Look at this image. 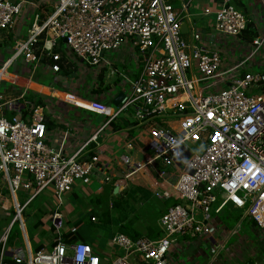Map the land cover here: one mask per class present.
<instances>
[{
	"label": "built area",
	"instance_id": "obj_1",
	"mask_svg": "<svg viewBox=\"0 0 264 264\" xmlns=\"http://www.w3.org/2000/svg\"><path fill=\"white\" fill-rule=\"evenodd\" d=\"M215 1L218 7L207 36L191 29L190 37H184L181 25L189 20L188 7L177 8L173 0H56L51 11L35 14L24 36L13 40L10 55L0 63V86L4 82L12 88L11 93L0 91V204L8 201L4 192L9 193L14 212L0 233V264H175L179 255L185 257L191 247L205 242L210 257L202 264H216L229 251V238L238 233L243 219L254 222L256 235H264L258 231L264 229V69L229 75L259 53L264 29L243 60L222 68L215 36L238 37L249 19L237 8V0ZM24 2L0 0V31L15 28ZM39 40L42 52L54 62L62 57L61 50L54 51L61 41L73 58L89 67L107 63L105 53L123 44L139 61V74L128 81L127 93L114 107L94 96L63 92L65 103L104 118L97 133L71 154L63 147L66 132L59 147L49 145L43 106L25 99L26 83L20 84L22 78L9 70L17 60L34 66L38 60L32 46ZM48 67L59 71L56 63ZM200 84L211 87L201 91ZM7 112L14 114L8 117ZM120 115H130L143 128L152 150L140 163L119 155L126 168L123 179L127 182L148 169L156 176L152 195L163 200L176 196L182 203L166 208L156 237L132 239L117 231L107 251L98 254L89 242L63 241L74 227L64 226L58 208L77 181L87 187L96 172L102 185L118 188L99 156H89L86 147ZM17 192L28 197L19 203ZM41 194L56 205L51 226L45 227L53 243L32 252L22 214ZM227 206L241 211L229 234L217 217ZM14 222H19L22 236L10 244ZM242 240L235 242L231 257L239 264H260L252 251L243 250Z\"/></svg>",
	"mask_w": 264,
	"mask_h": 264
},
{
	"label": "crops",
	"instance_id": "obj_2",
	"mask_svg": "<svg viewBox=\"0 0 264 264\" xmlns=\"http://www.w3.org/2000/svg\"><path fill=\"white\" fill-rule=\"evenodd\" d=\"M55 1L56 0H25L22 4L21 13L17 19L16 26L11 30L13 33L12 40L23 37L33 16L35 14L44 16L47 12L51 11ZM173 1L177 8L183 4H187L188 7L189 20L185 21L186 30L182 32L185 38L190 37L191 29L198 30L205 36L211 32L214 11L218 7L215 0H198L196 4H192V0ZM235 4L246 18L253 22L252 27L257 32L258 36L264 29V0H237ZM205 9H209V13L205 14ZM197 22L199 23L197 24L198 26L196 25ZM214 41L220 50L222 68L225 69H230L236 62L243 60L250 52L252 43V41L248 42L244 39L242 35L238 37L216 35ZM59 45V50H61L64 57L74 62L76 70H74L73 73H53L48 65L37 62L34 66H31V64H27L22 60H17L12 69L13 73H16L19 78L26 80L28 88L27 94L33 95L35 99H42L44 113H48V115L45 116L49 122L47 125L49 145L59 147L61 135L66 132L68 137L63 147L66 153L71 154L81 147L89 137L97 133L104 118L99 114L79 109L65 103L62 101L63 92L73 93L83 97L94 96L106 103H112L113 100L119 98L118 96L120 93L123 95L120 99L125 96L129 88L128 81L137 77L140 65L128 44H123L119 49L105 53V59L108 62L98 67H89L88 65L82 64L78 59L72 57L62 41ZM6 47L7 46H3L0 48V63L4 60L2 53H10V49L8 50ZM257 67L264 69V53L259 52L255 54L245 63L244 67L239 71H230L229 75L235 76ZM30 75L33 80L28 79ZM44 81L50 82V85L43 84ZM30 83L42 87L47 91L45 92L38 88H33ZM54 85L58 86L55 87ZM27 94H25V96H27ZM77 102L80 103L78 99ZM148 143L149 137L143 128L139 125H135L130 115H120L112 121L109 126L98 132L96 141H91L87 145L86 150L99 156L100 165L109 170L114 183L118 184L116 193L119 194L129 185H127L126 180L123 179L126 168L119 162V155L124 154L135 163L143 162L152 152H150L151 149ZM136 175H138L136 180H141L139 183L141 187L149 189L148 187L150 186L149 190H151V184L154 183V178L156 177L155 173L152 174L148 169H145ZM134 176L129 180H133ZM94 179L100 183V174L96 172L92 176L91 181ZM77 186L78 184L75 187ZM105 187L106 186H104V188ZM109 188H111V193L113 195V190L116 187L109 186ZM76 191H85L96 195V193L91 191L89 186L83 187V185H79ZM71 192L68 196H71ZM165 200L163 201L165 202ZM241 239L244 238L241 237ZM34 242L38 243V241ZM193 248V251L189 249L186 252V259L189 261V264H202L204 260L201 261L200 258L203 254H201L199 249ZM252 252L253 259L260 262L262 259V252L260 249L253 250ZM198 254H200V256H196ZM229 261V264H239V259H237V257H230Z\"/></svg>",
	"mask_w": 264,
	"mask_h": 264
},
{
	"label": "rangeland",
	"instance_id": "obj_3",
	"mask_svg": "<svg viewBox=\"0 0 264 264\" xmlns=\"http://www.w3.org/2000/svg\"><path fill=\"white\" fill-rule=\"evenodd\" d=\"M198 0H192V4H196ZM175 3V2H174ZM192 10V9H191ZM249 14V13H246ZM199 24L198 22L196 25ZM198 26V25H197ZM229 37V36H228ZM6 49H10V45L6 47ZM10 52V51H9ZM260 53H264V43L263 47L260 48ZM4 59L10 55V53L3 52L2 53ZM259 57V56H258ZM33 66V65H31ZM13 72V69H9ZM263 70V68L257 67L252 68L250 71H260ZM20 84L24 83L22 80H18ZM8 84V83H7ZM43 84L50 85V82L44 81ZM57 87L58 85H54ZM4 84L1 85L0 91H3ZM33 88H38L35 86H32ZM211 84H200L199 88L201 91L205 90L206 88H210ZM41 91H47L46 89L38 88ZM57 94V93H56ZM62 97H65L63 95ZM74 102H77V99H73ZM109 106L114 107L111 102L107 103ZM45 115L47 116L48 113L46 112ZM152 150H150L151 152ZM133 180L127 181V187L129 188L130 185L139 186L141 180L138 179V175H135L133 177ZM139 181V182H138ZM114 182V181H113ZM78 186L73 187V190L71 192V196L66 195L63 198V201L60 205V208L58 210L60 213L65 217V227H76L78 228L79 233L84 237V239L87 242L90 243H96V251L98 254H101L103 251H107L108 242L110 240V237L117 232V225L121 222L130 224L131 227L137 229L141 233H146L147 228H151V230H155L156 228H159V218L160 216L165 212H163L160 215V211L166 210V208L169 206L167 202H164L161 199H158L154 196L144 198L141 202L133 203L132 200H128L127 202H122L119 194H113L111 193V188L109 186H106L104 188V185L99 183L97 180H92L91 183L88 185L91 191L95 194H90L85 191H76L79 188V185H82L80 181H77ZM141 187V185L139 186ZM125 188V187H124ZM149 192L151 190L150 186L149 189L142 187ZM151 193V192H150ZM140 194V193H139ZM4 197L10 200L12 202V198L10 197L9 193L4 192ZM102 197L101 202L96 203V201H93V199H97L98 196ZM17 200L19 203H22L26 197H28L27 194L17 192ZM3 202L0 204V228L2 227V230L0 229V233L4 231L7 228V224L10 221L12 215L14 214L13 210L10 209V201L9 202ZM55 203H53L51 200H49L44 195L37 196L33 201L29 203V205L25 208L22 214V218L24 220V227L26 236L28 238V241L31 245V251L35 252L34 246L41 244L42 247H47L49 244L52 243V232H50L45 227L51 226L50 216L53 213V209L55 207ZM227 210H230L231 213L235 212V214L238 213V218L240 219L241 211H236L234 209H231L230 206L226 207ZM42 211V212H41ZM96 213V216H92L95 218L94 221L90 220L97 224L94 225L89 221V214L92 212ZM42 213L43 215H39ZM224 212L217 215L218 219L222 221L224 224L226 223L223 219ZM105 221V227H100L102 221ZM40 221L38 226L34 225V222ZM76 222V223H75ZM115 222H119L117 225ZM231 222V220H229ZM236 221L232 222L231 224H225L227 228V232L225 234H229L232 229L235 228ZM15 226H17L20 230V237L22 236V231L20 228L19 222H14ZM77 225V226H76ZM256 225L253 221L249 219H243L241 221L240 228L238 230V233L235 235H232L229 238L228 244L226 248L229 246V251L226 253H221V256L216 261V264H229V258L231 257V253L234 252V243L239 238H244L242 240V248L243 250H247V253L250 251H255L257 249H260L261 253V261L260 264H264V235L263 234H257L256 235ZM262 231L264 233V229H258V231ZM19 239L15 241V243L18 242ZM38 241V243L34 242ZM14 241H12L13 243ZM10 243V244H12ZM25 248V243H24ZM257 248V249H255ZM198 249L201 251V254L203 256L200 258L201 261L207 260L210 257V247L207 245V242L200 244ZM191 251L194 250V248H190ZM200 256V254L196 255ZM232 257L236 258L235 255H232ZM175 264H189V261L185 257L178 256V259L174 261ZM233 264V263H232Z\"/></svg>",
	"mask_w": 264,
	"mask_h": 264
},
{
	"label": "trees",
	"instance_id": "obj_4",
	"mask_svg": "<svg viewBox=\"0 0 264 264\" xmlns=\"http://www.w3.org/2000/svg\"><path fill=\"white\" fill-rule=\"evenodd\" d=\"M252 26H253V22L251 20H249L247 22L245 30L242 32L243 38L246 39L248 42H251L255 37H257V32L255 31V29ZM12 36H13V33L10 30L9 31H0V48L3 47V46L4 47L8 46V45L11 46L12 43H13ZM41 38H42V36H41ZM32 50H33V53L35 54L38 62H40L41 64H44V65H51L53 63L58 64V66H59L58 73L62 72L64 74H71V73H73L74 70H76L74 62L73 61H69L68 59H66L62 52H61L62 57L60 58V60L55 61V62L52 60V58L49 55H47L46 53L42 52V40L37 41L32 46ZM58 50L59 49H54V51H58ZM69 72H71V73H69ZM2 84H4V86H5L3 88V90H5V92H7V93H11L12 92V88H11L10 84L4 83V82ZM0 88H1V86H0ZM25 99L29 100V101L30 100H34L36 102V104H39V105L42 104V106H43L42 99L41 98H36L35 99L34 96L31 95V94H27V96H25ZM23 112L25 113V110ZM12 114H14V113L13 112H7L6 113V115L8 117L11 116ZM44 121H45V124L47 126L49 122L47 121L46 116H45V120ZM91 155H95V153L90 152L89 156H91ZM150 196H151V193L148 190H146V189H144L142 187H139V186H135V185L134 186L130 185L129 188L127 187L123 191L120 192V198H121L122 202H127L128 200H132L133 203H138V202H141L144 198H148ZM101 199H102V197L100 195V196L97 197V199H93V201H96V203H99V202H101ZM165 202H167L169 205H173V204H177V203H182V200H180V198H177L176 196H173V197H170V198L166 199ZM164 211H165V209L160 211V215ZM223 214H224L223 219H224V221L226 220L225 222L227 224H231L232 222L238 220V216H239L238 213L237 214H235V212L231 213L230 210H227L226 208H225ZM40 215H43V214L40 213L39 215H35V216H40ZM92 216H96V213L94 211L89 214V221L92 224L97 225V224L93 223L90 220V217H92ZM229 220H231V222H229ZM101 221H102V223H101L100 227H105V224H106L105 221H103V220H101ZM39 223H41V222L40 221H37V222L35 221L34 225L38 226ZM118 223L115 222L116 225ZM71 227H69V228H71ZM0 229L2 230V227ZM117 231L127 235L128 237H130L132 239H136V238L142 237V236H147L149 238H154V237H156L159 234L158 228H156V230H153V229L151 230V228L148 227L147 230H146V233L144 234V233L139 232L137 229L131 227L130 224L124 223V222H121V223H119L117 225ZM15 237H20V230H19V228L17 226L12 225V227L10 229V233H9V237H8V241L7 242L8 243H12V241H13V239ZM77 240L86 241L84 239V237L79 233L78 228H76L75 226H74V230L73 231H68V232L64 233V235H63V241H65L67 243H71V242H74V241H77ZM90 244H92L93 246L96 245L95 242L94 243H90ZM41 248H42L41 244H38V245L34 246L35 251L39 250Z\"/></svg>",
	"mask_w": 264,
	"mask_h": 264
},
{
	"label": "water",
	"instance_id": "obj_5",
	"mask_svg": "<svg viewBox=\"0 0 264 264\" xmlns=\"http://www.w3.org/2000/svg\"><path fill=\"white\" fill-rule=\"evenodd\" d=\"M185 30H186V24L185 23H183L182 25H181V32H185ZM123 95H122V93H120L119 94V98L118 99H115V100H113V105H117L120 101H121V99H120V97H122ZM117 192V188H115L114 190H113V193L115 194Z\"/></svg>",
	"mask_w": 264,
	"mask_h": 264
},
{
	"label": "bare ground",
	"instance_id": "obj_6",
	"mask_svg": "<svg viewBox=\"0 0 264 264\" xmlns=\"http://www.w3.org/2000/svg\"><path fill=\"white\" fill-rule=\"evenodd\" d=\"M19 80H22V79H19ZM24 83H26V80H22ZM30 85H32V86H35V87H38V88H42V87H39V86H36V85H34V84H31L30 83ZM43 89V88H42Z\"/></svg>",
	"mask_w": 264,
	"mask_h": 264
}]
</instances>
